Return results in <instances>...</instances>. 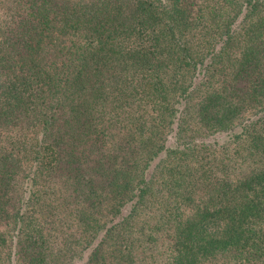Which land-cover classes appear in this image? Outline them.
<instances>
[{"label": "trees", "instance_id": "trees-1", "mask_svg": "<svg viewBox=\"0 0 264 264\" xmlns=\"http://www.w3.org/2000/svg\"><path fill=\"white\" fill-rule=\"evenodd\" d=\"M0 10V264H264V0Z\"/></svg>", "mask_w": 264, "mask_h": 264}, {"label": "rangeland", "instance_id": "rangeland-1", "mask_svg": "<svg viewBox=\"0 0 264 264\" xmlns=\"http://www.w3.org/2000/svg\"><path fill=\"white\" fill-rule=\"evenodd\" d=\"M0 13H1V10H0ZM216 138H218V139H216L217 143L218 144H221L222 143V141H221L222 139L220 137H216ZM151 167H150L149 171L153 170L154 171V174H155V168H154L155 165L154 164H151ZM143 221H144V219L142 217H136V218L133 219L132 223H141ZM72 264H81V263L78 262V261H74Z\"/></svg>", "mask_w": 264, "mask_h": 264}]
</instances>
